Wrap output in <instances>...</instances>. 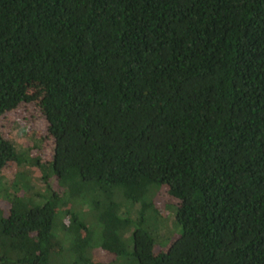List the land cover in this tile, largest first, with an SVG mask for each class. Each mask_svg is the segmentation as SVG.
<instances>
[{
  "label": "trees",
  "instance_id": "1",
  "mask_svg": "<svg viewBox=\"0 0 264 264\" xmlns=\"http://www.w3.org/2000/svg\"><path fill=\"white\" fill-rule=\"evenodd\" d=\"M35 100L52 157L0 130V264H264V0H0V116Z\"/></svg>",
  "mask_w": 264,
  "mask_h": 264
},
{
  "label": "rangeland",
  "instance_id": "2",
  "mask_svg": "<svg viewBox=\"0 0 264 264\" xmlns=\"http://www.w3.org/2000/svg\"><path fill=\"white\" fill-rule=\"evenodd\" d=\"M0 130L6 138L21 147H27L29 144L33 143L35 139L42 138L40 145L32 148L30 154L32 156H39L41 162H46L51 159L53 142L47 132V121L42 114L40 100L22 103L18 107L6 111L2 116H0ZM27 169L30 171L28 174V178H30V180L28 182H31L32 185L39 188V183L36 181V177L40 175L39 169L36 166L31 165H29ZM15 171V166L9 163L2 173V180L5 181L9 178L11 179ZM50 183L53 185L54 189H58L53 179H50ZM158 193L159 194L154 198L155 202L164 213H169L170 203L172 200L165 195L164 190H161ZM0 204L5 206V200L0 199ZM74 204L80 209V204L77 202ZM173 213L172 218L168 220V225L162 230L161 235L158 237L159 241H157L154 245L153 250L155 252L159 250H166L169 244L179 235L178 232H180V227L173 219ZM87 215L90 214L87 212ZM89 219L92 223H96L93 216L90 215ZM174 229L177 230V234L173 233ZM54 232L59 240H63L60 224L55 226ZM61 246L64 247L65 243ZM92 255L95 259L102 261H109L112 258V255L104 252L99 247L92 249Z\"/></svg>",
  "mask_w": 264,
  "mask_h": 264
}]
</instances>
